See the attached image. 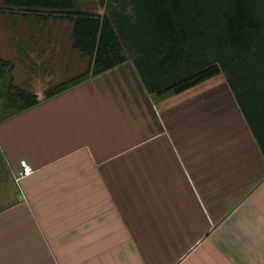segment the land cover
Masks as SVG:
<instances>
[{
  "label": "crops",
  "instance_id": "1",
  "mask_svg": "<svg viewBox=\"0 0 264 264\" xmlns=\"http://www.w3.org/2000/svg\"><path fill=\"white\" fill-rule=\"evenodd\" d=\"M27 37L19 63L49 85L57 51ZM33 91L0 121V264H264V89L244 114L225 74L155 96L127 62Z\"/></svg>",
  "mask_w": 264,
  "mask_h": 264
},
{
  "label": "trees",
  "instance_id": "2",
  "mask_svg": "<svg viewBox=\"0 0 264 264\" xmlns=\"http://www.w3.org/2000/svg\"><path fill=\"white\" fill-rule=\"evenodd\" d=\"M104 14L78 0H5L22 16L68 21L71 48L87 69L44 91V100L131 62L150 95L181 94L225 74L240 108L264 89V0H101ZM15 65L0 58V100L6 119L41 103L16 84ZM246 112V113H245ZM4 119V120H6ZM264 152V151H263Z\"/></svg>",
  "mask_w": 264,
  "mask_h": 264
},
{
  "label": "rangeland",
  "instance_id": "3",
  "mask_svg": "<svg viewBox=\"0 0 264 264\" xmlns=\"http://www.w3.org/2000/svg\"><path fill=\"white\" fill-rule=\"evenodd\" d=\"M80 9L104 14L101 0H78ZM27 35L29 42H34L40 47H54L57 51L55 54L49 53V58L54 60L55 66L51 69L52 75L55 77L47 84L46 74L49 72L47 68L25 69L20 64L18 58V35ZM72 25L68 21H59L52 18L41 19L40 16L29 15L22 16L13 14L6 9L5 0H0V58L8 59L15 65V80L18 86L29 87L31 89H44V91L62 82L66 79L73 78L83 73L89 64V59L82 56L79 52L71 48ZM35 37V38H34ZM37 38V39H36ZM51 75V74H50ZM42 84L38 87V79L42 77ZM51 77V76H50ZM36 78V80L34 79ZM46 88V89H45ZM3 101L0 100V121L6 119L13 111L7 112L2 108ZM20 199H24V193L17 183H15Z\"/></svg>",
  "mask_w": 264,
  "mask_h": 264
},
{
  "label": "built area",
  "instance_id": "4",
  "mask_svg": "<svg viewBox=\"0 0 264 264\" xmlns=\"http://www.w3.org/2000/svg\"><path fill=\"white\" fill-rule=\"evenodd\" d=\"M33 173H34V169L32 165L26 159H21L19 162V169L15 174V183L19 185L20 189H21L22 181L30 177ZM22 191H23V188H22Z\"/></svg>",
  "mask_w": 264,
  "mask_h": 264
}]
</instances>
